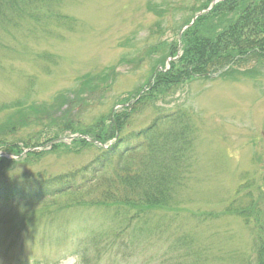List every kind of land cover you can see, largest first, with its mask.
<instances>
[{"label": "rangeland", "instance_id": "obj_1", "mask_svg": "<svg viewBox=\"0 0 264 264\" xmlns=\"http://www.w3.org/2000/svg\"><path fill=\"white\" fill-rule=\"evenodd\" d=\"M207 1L61 0L56 9L70 22L22 19L17 29H0V143H40L30 157L1 150L0 179L57 176L92 161L102 146L74 148L71 138L80 134L62 124L89 126L118 101L133 102L158 64L168 67L169 45L180 44L181 30ZM240 71L234 79L217 75L172 87L135 114L134 127L140 128L183 108L198 132L193 180L182 204L160 212L175 216L171 237L130 264H157L154 252L181 258L192 251L190 243L236 254L224 263L208 255L211 264L255 263L252 233L240 219L223 214L251 179L264 188V64ZM53 136L55 142L47 141ZM117 161L95 177L112 175ZM68 201H0V264H79L73 257L78 238L103 223L95 210L69 209ZM101 264H112V255Z\"/></svg>", "mask_w": 264, "mask_h": 264}, {"label": "trees", "instance_id": "obj_2", "mask_svg": "<svg viewBox=\"0 0 264 264\" xmlns=\"http://www.w3.org/2000/svg\"><path fill=\"white\" fill-rule=\"evenodd\" d=\"M60 1L0 0V29H17L22 19L70 22L56 9ZM214 1L208 0L197 11L207 10ZM178 48V44L169 45L168 56L176 57ZM181 51L180 58L171 62L169 70L164 63L158 64L157 69H163L154 71L148 89L138 101L132 104L118 101L114 108H119H113L89 126L62 124V128L92 140L90 143L86 139H74L71 146L76 149L91 147L94 142L104 146L111 144L108 148L101 147L92 161L57 176L0 179V201L46 202L54 206L59 197L66 196L69 199L65 204L67 208L84 207L98 212L103 224L96 232L78 238L79 247L73 257L79 264H101L108 255H112V264H130L132 258L161 242L175 226V216L160 217V212L176 210L182 204V193L193 180L197 127L192 115L183 108L161 113L140 128L134 127V116L141 105L172 87L217 75L234 79L237 72L244 73L240 70L251 64H264V0L217 3L183 32ZM57 139L53 136L47 141ZM5 144L0 143V151L21 155L40 143L23 148L16 142ZM58 147L53 145L54 149ZM35 154L28 153L27 157ZM116 159L117 168L112 175L95 177L106 164ZM3 161L0 159L1 164ZM252 180L240 186L223 214L240 219L250 230L256 244L254 264H264V188L257 187L256 180ZM253 188L260 191L258 197ZM189 250L192 251L181 258L175 252L164 256L154 252L152 261L186 264V260L192 259L191 264H211L208 255L220 263L231 262L236 256L231 251H214L193 243Z\"/></svg>", "mask_w": 264, "mask_h": 264}, {"label": "water", "instance_id": "obj_3", "mask_svg": "<svg viewBox=\"0 0 264 264\" xmlns=\"http://www.w3.org/2000/svg\"><path fill=\"white\" fill-rule=\"evenodd\" d=\"M195 19H196V18H195ZM195 19H194V20H195ZM193 22H194V21H193Z\"/></svg>", "mask_w": 264, "mask_h": 264}]
</instances>
